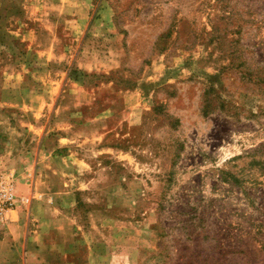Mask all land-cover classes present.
I'll use <instances>...</instances> for the list:
<instances>
[{"label":"rangeland","instance_id":"rangeland-1","mask_svg":"<svg viewBox=\"0 0 264 264\" xmlns=\"http://www.w3.org/2000/svg\"><path fill=\"white\" fill-rule=\"evenodd\" d=\"M0 127L51 207L86 158L75 211L131 220L137 264H264V0H0Z\"/></svg>","mask_w":264,"mask_h":264},{"label":"crops","instance_id":"crops-1","mask_svg":"<svg viewBox=\"0 0 264 264\" xmlns=\"http://www.w3.org/2000/svg\"><path fill=\"white\" fill-rule=\"evenodd\" d=\"M59 148L58 143L51 150ZM86 162L83 157L66 156L50 160L41 190L54 199L57 207L35 200L27 219L22 213L9 216L0 225V264H137L146 244L135 241L131 220L93 205L84 226L75 211L76 193L87 198L95 194L77 189L87 188V180H96L88 179L83 172ZM61 165L70 170L64 171Z\"/></svg>","mask_w":264,"mask_h":264},{"label":"built area","instance_id":"built-area-1","mask_svg":"<svg viewBox=\"0 0 264 264\" xmlns=\"http://www.w3.org/2000/svg\"><path fill=\"white\" fill-rule=\"evenodd\" d=\"M15 177V173L0 169V224L6 221L9 212H29L33 202L42 197L36 191L34 180L29 193H21Z\"/></svg>","mask_w":264,"mask_h":264}]
</instances>
